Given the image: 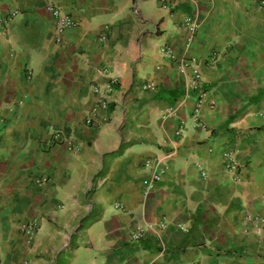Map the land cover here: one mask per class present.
Segmentation results:
<instances>
[{"label":"crops","instance_id":"0c3cea01","mask_svg":"<svg viewBox=\"0 0 264 264\" xmlns=\"http://www.w3.org/2000/svg\"><path fill=\"white\" fill-rule=\"evenodd\" d=\"M165 1L0 0L2 264H264L246 222L264 216L263 0ZM49 3L78 22L61 40ZM194 69L209 91L202 126ZM110 78L109 121L88 127L93 85Z\"/></svg>","mask_w":264,"mask_h":264},{"label":"built area","instance_id":"2783aa9c","mask_svg":"<svg viewBox=\"0 0 264 264\" xmlns=\"http://www.w3.org/2000/svg\"><path fill=\"white\" fill-rule=\"evenodd\" d=\"M20 1V0H15ZM166 2L165 0H162ZM262 6L264 7V0L262 1ZM46 9L50 15V17L54 20L55 23V32L56 37L58 40H61V37L64 31L68 28L74 27L78 24L77 20L72 17L69 13L64 11L61 7L54 3H49L46 6ZM21 13V10L17 8H13L10 10L6 17L3 18L5 21H13L16 17H18ZM2 22V21H0ZM185 25L189 27V29L193 32H196L199 29V25L193 18H187L185 20ZM167 55H170L172 59H176L174 52L166 47L162 50ZM188 63H184L181 67V72H184L187 68ZM117 80L115 78H110L106 82L100 84H94L93 89L98 94V100L95 106L93 107L92 111L86 118L85 124L88 127L107 123L109 121L108 110L113 102L112 95L114 92V87L117 84ZM190 88L194 91H199L201 93V98L199 101L198 107L195 109V112L192 116L193 121L196 125L202 126L201 118H200V103L202 100L209 94V91L204 85V79L201 72L198 69H194L193 77L190 82ZM52 137L54 143H62L66 144L69 148L74 149V139L73 137L64 129H55L52 128ZM78 147V146H76ZM147 167L151 165L148 163L146 164ZM200 166V165H199ZM226 168L230 171L235 179L239 178L240 175V165L237 159L235 158V152L230 154L229 161L226 164ZM201 172L203 173L204 177H208L209 173L202 167L201 165ZM164 174V170H160L153 174V178L150 182L147 183L146 187L148 190L154 189L156 184L161 181L162 176ZM50 179L48 177H41L35 179V183L38 185H47L49 184ZM246 222L248 226L255 228L260 232V241L264 243V216L262 215H255L252 213H248L246 215ZM39 223L36 220L30 221L22 225L21 230L27 236V238L31 241L35 238L38 232ZM148 231V227H140L138 229H134L131 231V239L132 241H139L146 236ZM0 264L1 261H0ZM124 264H130L126 262Z\"/></svg>","mask_w":264,"mask_h":264}]
</instances>
